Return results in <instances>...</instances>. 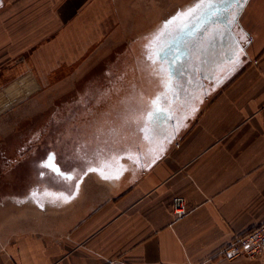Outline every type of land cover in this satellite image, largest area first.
<instances>
[{"label":"crops","instance_id":"obj_1","mask_svg":"<svg viewBox=\"0 0 264 264\" xmlns=\"http://www.w3.org/2000/svg\"><path fill=\"white\" fill-rule=\"evenodd\" d=\"M43 4L53 5L54 1L16 0L19 7L15 10L23 13V6ZM57 5L61 6L57 14L53 9L47 14H26L35 23L40 19L66 22L59 28L61 32L49 37H75L84 22L114 14L120 20L146 22L144 26H149L161 22L168 1L58 0ZM239 19L233 34L240 38L238 29L242 28L250 41L243 44L247 59L239 73L228 72L232 65L228 59L221 61L224 52L215 55L209 49V31V36L204 33V43L193 47L185 62L163 57L166 49L159 53L158 70L163 65L171 72L174 88L160 105L169 119L148 125L156 128L151 141L140 129L152 109V98L166 91L161 81L167 78V72H159L157 91L147 92L148 82L144 80V91L125 97L120 93L122 98L117 97L116 102L128 100L125 108L141 118L124 130L125 135L110 140L109 150L84 161L89 168L106 160L112 165V175L123 165L127 170L119 178L106 180L88 171L81 175L75 169L74 173L40 172L35 168L30 175L0 174V264H107L120 257L130 264L256 261L247 257L226 260L215 255L236 235L264 222V0H249ZM177 23L161 38L162 44L179 37L183 22ZM26 31L28 37L38 33L36 28ZM4 32L0 26V36L4 37ZM13 35L24 36L20 32ZM33 41L25 47V52L31 51L30 60L18 57L14 61L13 55L7 56L12 50L6 49L0 38V106L17 95L21 97L23 78L38 71L40 50L47 55L55 50V40L45 41L41 48ZM237 46L234 43L233 49ZM154 51L149 48L147 53ZM7 57L12 60L7 61ZM212 75L216 78L209 79ZM221 77L223 82L218 83ZM173 92L177 93L175 98ZM193 103L196 111L189 114ZM181 122L175 130L174 125ZM14 137L19 138L18 146L31 139L22 132ZM161 144L164 151L153 163ZM5 146L0 148L1 152L6 150L4 155L13 150ZM129 154L138 156L139 162L129 159ZM2 158L0 162L7 165ZM15 162L19 159L10 166ZM60 173L74 178L64 180ZM74 192L68 202L57 199L61 193ZM178 195L184 196L189 206L181 219H176L172 211L173 197Z\"/></svg>","mask_w":264,"mask_h":264},{"label":"rangeland","instance_id":"obj_2","mask_svg":"<svg viewBox=\"0 0 264 264\" xmlns=\"http://www.w3.org/2000/svg\"><path fill=\"white\" fill-rule=\"evenodd\" d=\"M0 1V26L5 29V36L2 35L0 38L6 49L12 50L7 56L13 55L14 61L18 57L30 60L31 51L25 52L30 40L37 41L40 48L45 41L55 40L53 45L55 52L47 55L40 50L38 71L23 78L21 97L17 95L16 98L4 102V106L2 104L0 106V148L2 145H7L5 148L9 146L13 148L7 150L6 155L3 154L6 150L0 151L1 161L4 157L8 162L7 165L0 162V174L27 175L35 172V168L40 172L46 171L48 166L41 162L37 163L36 160L37 158L44 160L51 152L61 156L65 161L66 170V145L73 146L78 141L84 143V149L81 151L87 161L109 150L110 140L114 142L119 135H125L124 130L141 116L134 117L132 111L125 108L128 100L118 99L119 105H116L117 97L121 99V94L125 97L144 91V80L148 82L147 92L157 91L159 81L157 58L155 64L148 58L149 41L161 29L164 21L175 16L178 11L194 7L198 2V0H167L166 10L160 15L163 17L161 22L155 21L149 25L150 28L144 26L146 22L120 20L119 15L117 18L114 14L104 20L84 22V26L77 31L79 34L75 37H49L55 31L56 34L61 32L59 28L65 26L66 22L52 23L40 19L35 23L26 14L32 11H44V14H47L50 9L57 14L60 6L57 5L58 0H52L53 5L23 6V13L16 12V0ZM174 1L177 3H172ZM4 2L8 4L5 6ZM238 22L233 28H236ZM51 26L56 27L51 30ZM90 26L94 29L90 30ZM28 28H36L37 36H25ZM64 30L66 31V27ZM14 32L15 34L20 32L24 36H14ZM233 33L235 34V31ZM235 40L238 46L240 44L243 46L245 43L238 37ZM14 44L17 46L13 47ZM10 59L7 57V61ZM245 59H247L246 51L243 46V54L240 56L242 64L236 69L238 73ZM129 104L131 107L132 102ZM113 129L116 130L115 133L111 131ZM20 132L32 140L18 146L19 138L14 136H20ZM14 138H17L16 143ZM15 159H19V162L10 166V162H14ZM54 164L59 166L58 163L54 162ZM73 165L74 161H69L67 166L71 168ZM61 171L63 169L60 167L59 172ZM84 171L87 173V169ZM188 211L187 204V213ZM174 216L176 217L175 214ZM176 219L181 218L176 217ZM240 235H236L220 247L215 252L216 257L226 259L221 254L222 249ZM250 259L256 260L251 264H264V254Z\"/></svg>","mask_w":264,"mask_h":264},{"label":"snow or ice","instance_id":"obj_3","mask_svg":"<svg viewBox=\"0 0 264 264\" xmlns=\"http://www.w3.org/2000/svg\"><path fill=\"white\" fill-rule=\"evenodd\" d=\"M248 2V0H198V3L187 10L184 11H178L175 16L169 18L168 20L164 21L162 27L160 30H158L157 33L153 35L151 40L149 41V48L150 50L152 48L155 49L154 53L149 55V59L153 61V63H156V58L159 56V53L163 52L165 50L166 45L162 44L161 38L166 37L169 34V28L171 25L177 23V21L186 22L193 18V16H197V18L205 17V16H211L216 17L223 15L224 13H227L228 19L227 23L231 26L238 22L242 6L245 5ZM219 5H226L225 7H219ZM240 40L247 43L250 42L248 39V34L244 32V30L240 29ZM243 54V48L237 46L236 49L231 50V54L228 57V60L232 67L228 70L229 73L234 72L238 67L241 66L242 62L240 60V56ZM159 72H167V78L162 79L161 83L164 89L166 90L164 93L153 97L151 100L152 109L146 116V123L143 128L140 129L141 133L144 135V138L148 141H151L154 138V134L156 133L155 127H149L148 125H156L157 122H163V120L169 119L168 112L166 109L162 108L161 102L167 101V92L169 90H173L174 86L172 84V76L171 72L164 69L163 65L160 66ZM223 71V70H221ZM216 77L214 75L210 76L209 79H215ZM224 77H221L220 80H218V83L223 82ZM203 95H206L207 92L204 91L202 93ZM177 95L176 92H173V97ZM191 100L197 101L198 97H190ZM196 111L195 104L193 103L190 106V113H194ZM186 118V117H185ZM182 126L181 124L174 125L175 130L178 131L179 127ZM113 133H115V129L111 130ZM172 139L171 136L168 137V140L170 141ZM152 151H156V149H152ZM164 151L163 144L159 146V152L157 155L153 158V163L156 159L159 158V153H162ZM129 159H133L134 162H139V157H133L131 154H129ZM112 165L108 161H102L98 164L96 167H89L87 169L88 172H97L102 179H117L119 178V175L122 174V171H126L127 169L124 168L123 165L119 166V170L116 171L115 175L109 174V170L111 169ZM58 171V169H55ZM61 177L64 180L73 179L74 177L65 175L63 173H60ZM75 190L78 192L79 190V183H76L74 185ZM39 193H33V196L38 195ZM75 195V192L72 194L65 195L63 193L59 194L57 196V199H62L64 202H68L69 200L73 199ZM39 203V201H37ZM43 207V205H41ZM231 255V253H229Z\"/></svg>","mask_w":264,"mask_h":264},{"label":"water","instance_id":"obj_4","mask_svg":"<svg viewBox=\"0 0 264 264\" xmlns=\"http://www.w3.org/2000/svg\"><path fill=\"white\" fill-rule=\"evenodd\" d=\"M247 3L242 6L240 15ZM225 6L226 5H219V7ZM227 19V13L216 17L205 16L197 18V16H193L190 20L183 22L182 26L180 25L181 32L179 37H174L172 39L169 38L167 43H164V45H166V50L165 54L162 53V56L164 57L165 55V57L170 60L182 62L189 60L192 55L193 47L197 48L198 43H204V33L209 36L206 32L209 31L211 33V37L209 36L208 38L209 45L211 47L209 49H213L215 55L224 52V57L221 58V61L228 59L231 54V50H234L233 46L234 43H236V37L234 36L232 30L235 24L230 26L227 23ZM229 44L230 47L227 48V45ZM52 164L55 165L54 161H52ZM55 167L59 171L60 167L57 165H55Z\"/></svg>","mask_w":264,"mask_h":264},{"label":"built area","instance_id":"obj_5","mask_svg":"<svg viewBox=\"0 0 264 264\" xmlns=\"http://www.w3.org/2000/svg\"><path fill=\"white\" fill-rule=\"evenodd\" d=\"M173 212L177 218L187 213V203L183 196L173 199ZM231 253V255H229ZM226 259L238 257L257 258L264 254V222L237 236L221 251ZM107 264H129L124 258L110 260Z\"/></svg>","mask_w":264,"mask_h":264},{"label":"flooded vegetation","instance_id":"obj_6","mask_svg":"<svg viewBox=\"0 0 264 264\" xmlns=\"http://www.w3.org/2000/svg\"><path fill=\"white\" fill-rule=\"evenodd\" d=\"M178 22V21H177ZM175 27V24L172 26ZM177 27H178V23H177ZM99 126V123H98ZM71 145V144H70ZM70 145H66V170H65V161L61 158V156L59 157L57 155V153L55 152H51L50 154L47 155V157L43 160L41 158H37V163H44L47 167L48 170L53 171L54 173L58 174L59 171H56L55 169V165L52 164V161H54L55 163L59 164V167H61L63 169L64 173H67L69 171L73 172V169H75V173L77 174H84L83 171L88 169V166H85L84 164V157H83V152L81 151L82 149H84V143H82L81 141H78L77 143H74L73 146ZM74 155V156H73ZM81 155V156H78ZM69 161H74V165L71 168H68V162ZM69 172V173H71ZM86 172V171H84Z\"/></svg>","mask_w":264,"mask_h":264}]
</instances>
